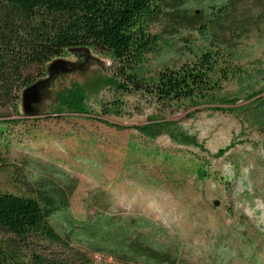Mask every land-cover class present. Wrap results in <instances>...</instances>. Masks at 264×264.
<instances>
[{"label": "rangeland", "instance_id": "rangeland-1", "mask_svg": "<svg viewBox=\"0 0 264 264\" xmlns=\"http://www.w3.org/2000/svg\"><path fill=\"white\" fill-rule=\"evenodd\" d=\"M210 1L225 8L210 47L232 45L219 63L228 74L210 99L167 109L148 95L125 90L124 114H103L102 105L116 99L107 78L117 62L107 51L88 47L78 56L68 48L33 67L35 80L19 89L17 110L0 108V121H9L0 150L16 165L57 175L68 192V212L77 220L102 213L145 216L165 229L160 239L176 247L185 264H264V126L252 117L259 100L250 98L264 90V0ZM204 5L194 3L193 9L200 12ZM172 25L166 18L152 31L177 52L183 40L172 38ZM168 57L163 59L170 65L180 62ZM53 62L65 69L52 72ZM73 81L83 87L87 112H56L57 92ZM28 98L37 100L34 107ZM145 125L151 127L147 135L138 129ZM185 137L196 143H183ZM196 163L207 169L204 177ZM21 171L25 175V170L0 174V192L32 194ZM56 225L65 232L64 224ZM29 243L22 250L30 258L76 253L77 264H134L66 240L38 236ZM28 256L21 255L19 264H29Z\"/></svg>", "mask_w": 264, "mask_h": 264}, {"label": "trees", "instance_id": "trees-1", "mask_svg": "<svg viewBox=\"0 0 264 264\" xmlns=\"http://www.w3.org/2000/svg\"><path fill=\"white\" fill-rule=\"evenodd\" d=\"M197 2L205 4L200 12L193 9ZM215 5L210 0H0V108L17 110L19 89L35 80L30 74L33 67L72 47L107 51L117 62L116 71L107 78L116 99L102 105L103 114H124L125 90L148 95L151 101L167 109H180L185 102L191 106L204 102L228 74V69L219 63L226 53H232L231 44L227 48L219 46L217 51L210 47L225 17V8ZM166 18L173 21L168 30L172 38L183 40L177 52H173L170 40L152 31L155 24ZM199 38L202 44H198ZM165 56L180 62L170 65L163 59ZM263 92L250 97L259 100L252 117L261 127ZM57 99L58 113L64 108L69 112H87L83 87L76 81L59 90ZM7 122L0 121V145ZM164 123L154 125L161 127ZM138 129L147 135L151 127ZM182 142L196 143L194 137H185ZM226 149H220L216 155H223ZM194 166L198 176L206 175L203 164ZM25 167L6 160L0 150V174L25 170L21 176L33 190L28 195L0 192V234L7 236L0 238V264L21 263V255L28 256L22 249L38 236L53 242L66 240L69 246L77 244L126 263L185 264L176 247L160 239L166 231L154 220L106 213L77 220L68 212V192L56 179L59 177ZM59 222L65 225V232L57 227ZM51 257L33 253L28 262L77 264L78 259L76 253L61 259Z\"/></svg>", "mask_w": 264, "mask_h": 264}, {"label": "water", "instance_id": "water-1", "mask_svg": "<svg viewBox=\"0 0 264 264\" xmlns=\"http://www.w3.org/2000/svg\"><path fill=\"white\" fill-rule=\"evenodd\" d=\"M85 48H88V47H72V48H70V49H76V51H77L76 54H77L78 56H80L79 54H80V53H83L82 51L85 50ZM67 49H68V48H67ZM80 59H81L80 62H82V61L85 60L83 57H80ZM94 59H95V58H93V57H92V58H89L90 61H92V60H94ZM94 61H95V60H94ZM52 64H53V70H52V72L55 71V68L58 67V66H62V67L65 69V67H64L63 65H58L57 62H53ZM69 66L72 67L73 64L71 63V64L68 65V67H69ZM70 67L68 68V70H73V68H70ZM51 76H52V75H51ZM51 76H50L49 78H51ZM38 84H39V83H38ZM36 85H37V84H34V85L32 86V88H35ZM25 95H26V94H25ZM35 96H36V94H35ZM27 102H28L29 105L32 104L31 107H34V106L36 105L37 100L33 101L32 98H28V99H27ZM27 106H28V105H27ZM217 203H218V202H217Z\"/></svg>", "mask_w": 264, "mask_h": 264}]
</instances>
